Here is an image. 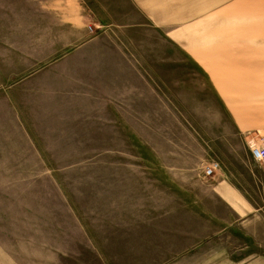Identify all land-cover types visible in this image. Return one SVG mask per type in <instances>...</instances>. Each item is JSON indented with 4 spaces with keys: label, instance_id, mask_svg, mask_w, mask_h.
<instances>
[{
    "label": "rangeland",
    "instance_id": "374dc122",
    "mask_svg": "<svg viewBox=\"0 0 264 264\" xmlns=\"http://www.w3.org/2000/svg\"><path fill=\"white\" fill-rule=\"evenodd\" d=\"M76 1L88 33L98 35L99 0ZM101 1L113 18L130 9V21H142L134 6L155 22V29L125 33L132 62L157 65L142 73L155 85V101L137 106L140 117L154 112V119L140 120L150 134L141 132L133 151L100 150L105 139L116 147L110 128L116 120L100 135V121L88 119L89 112L6 101L12 73L0 56V264L75 251L91 258L84 241H98L101 225L143 206L137 197L170 175L164 163L170 154L197 176L219 150L248 152L249 140L259 138L249 136L253 128L264 134V0ZM234 123L237 134L228 136ZM239 165L236 159L225 168L237 174Z\"/></svg>",
    "mask_w": 264,
    "mask_h": 264
},
{
    "label": "crops",
    "instance_id": "0c3cea01",
    "mask_svg": "<svg viewBox=\"0 0 264 264\" xmlns=\"http://www.w3.org/2000/svg\"><path fill=\"white\" fill-rule=\"evenodd\" d=\"M99 6L102 29L94 36L76 0H0V56L5 73H12L5 98L38 111L89 112L88 119L100 121V135H107L114 119L116 147L105 139L100 150L133 151L141 132L150 134L140 120L154 119L149 110L141 118L137 107L156 96L149 74L142 73L157 65L132 62V40L125 33L155 29V22L134 6L142 21L132 23L130 9L116 19L101 0ZM235 125L228 136H236ZM255 128L249 136L264 135ZM247 149L219 150L211 176L204 175L205 167L188 176L186 161L170 154L164 159L170 175L137 197L143 206L136 203L125 209L130 214L101 225L98 241H84L91 258L75 251L36 257L35 264H264V168L251 167ZM236 159L241 169L232 174L225 166Z\"/></svg>",
    "mask_w": 264,
    "mask_h": 264
},
{
    "label": "built area",
    "instance_id": "2783aa9c",
    "mask_svg": "<svg viewBox=\"0 0 264 264\" xmlns=\"http://www.w3.org/2000/svg\"><path fill=\"white\" fill-rule=\"evenodd\" d=\"M87 27L90 31L93 30L91 25H88ZM248 147L251 157L264 168V135L259 136L257 140H249ZM218 167V162L212 161L205 167L204 175L211 176Z\"/></svg>",
    "mask_w": 264,
    "mask_h": 264
}]
</instances>
